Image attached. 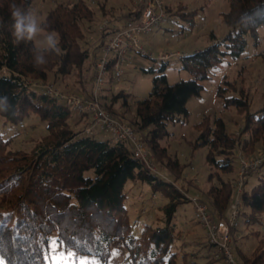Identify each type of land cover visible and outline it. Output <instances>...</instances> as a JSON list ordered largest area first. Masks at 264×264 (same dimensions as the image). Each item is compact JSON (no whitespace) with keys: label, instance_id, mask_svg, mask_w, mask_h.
<instances>
[{"label":"trees","instance_id":"1","mask_svg":"<svg viewBox=\"0 0 264 264\" xmlns=\"http://www.w3.org/2000/svg\"><path fill=\"white\" fill-rule=\"evenodd\" d=\"M12 2L0 0V21L5 25L0 28V96L9 98L16 114H0V126L25 128L26 120L35 114L46 123L48 133L28 151L12 150L9 147L14 136L6 138L0 128V257L4 264H48L50 245L55 239L72 248L77 256H93L102 264H108L111 249L117 245L126 249V258L131 264H218L223 261L216 256V246L208 238L201 245L207 254L190 249L182 239L176 214L190 200L185 198L186 192L181 186L146 169L134 156L130 141L103 140L95 132L88 134L86 129L92 123L90 115L85 114L77 121L70 107L39 84L50 76L58 82L59 78L74 73L81 75L89 60L95 63L100 50L89 51L85 30H88L86 24L96 19V11L85 0L51 10L42 24L45 31L58 34L59 52L48 53L47 64L37 68L33 66L35 41L16 45L8 30ZM15 2L26 8H32L33 4L32 0ZM229 4V9L221 13L230 28L227 36L219 40L212 32L206 48L181 55L183 68L191 73V78L170 84L165 74L168 61H161L148 96L133 101L121 91L111 97L110 103L104 101L112 114L135 131L149 129L147 136L140 134L141 139L159 166L174 176L181 175L186 164L169 155L167 148L161 145L169 134V123L175 122L178 116L189 115L188 101L202 94L203 82L211 77L210 71L219 68L226 56L234 60L241 58L249 44L248 37L252 36L257 44L258 29L264 25V0H229ZM166 8L168 14L172 13L170 5ZM185 8L182 6L184 10L176 14L193 27L196 13ZM134 16L131 11L124 18H117L123 21L116 24L121 25ZM92 69L91 83L94 64ZM228 92L232 94L228 96ZM216 94L226 108L234 107L241 113L243 127L235 136L228 131L223 118L212 120L205 116L195 125L198 136L193 145L209 148L207 162L216 168L210 178L216 176L219 182L211 185L205 193L208 200L201 202L207 205L213 217L227 219L237 194L232 156L237 149L249 158L264 153L254 154L256 147L264 143V106L252 110L244 87L225 78ZM119 101L123 108L135 104L134 122H126L114 108ZM263 168L264 163L250 170L246 179ZM246 179L241 214L253 223L264 215V173L250 190L245 188ZM130 180L148 183L154 196L159 193L168 200L162 206L160 224L146 223L139 236L132 232L126 208V185ZM237 253L243 264H264V237L259 239L252 254H243L240 250Z\"/></svg>","mask_w":264,"mask_h":264},{"label":"rangeland","instance_id":"2","mask_svg":"<svg viewBox=\"0 0 264 264\" xmlns=\"http://www.w3.org/2000/svg\"><path fill=\"white\" fill-rule=\"evenodd\" d=\"M32 8L38 12L39 22L43 23L48 13L59 5L72 4L78 0H32ZM95 11L96 19L92 23H87V39L89 40V51L92 53L99 39L98 26L102 20H114L116 24L121 21L117 18H124L127 13L136 7V0H85ZM172 7V13L168 14L162 25L155 28L149 34H143L142 44L148 56L137 52L130 53L125 65V73L121 81L116 80L112 74L108 73L102 84L101 93L104 101L111 102V97L123 91L128 94L133 101L142 99L150 94L153 87V78L159 74L162 63L160 56L171 54L168 60L165 74L170 84H174L181 79L191 78L192 75L183 68V61L180 55L193 53L202 50L210 45L211 33L214 32L219 40H223L230 31L224 23L222 12L229 9V0H165ZM104 6V7H103ZM185 6L186 11L195 12V25L190 27L189 21L181 18L178 11H182ZM104 11V12H103ZM85 27V26H84ZM47 31L40 33L35 40L36 46ZM57 34V33H56ZM249 44L244 54L238 60L229 56L223 58L222 65L210 71L211 77L203 82L204 91L200 96L192 97L187 104L189 115L178 116L175 122L169 123V134L161 141V145L167 148V153L178 159L181 164H186L183 172L179 176H174L164 167L156 163V170L160 177L167 181L175 182L186 192L189 202L183 204L176 214V224L183 234L182 239L189 244L190 249H199L207 254L206 249H202V244L207 242L206 232L203 225L196 216L195 202L207 201L206 191L213 184H218V179H211L210 174L216 171L214 166L207 162L208 147H198L193 142L198 136L195 125L205 116L211 119L221 117L226 121L229 132L238 136L243 127V116L234 107L226 108L222 98L216 94L217 87L225 78L235 82L238 86H243L249 93L251 109L257 110L264 106V25L258 29V42L249 36ZM94 62L89 60L85 65L82 74H71L59 78L54 82L50 76L48 80L40 82L42 87L53 86L64 93L85 95L92 88V67ZM154 68V72L148 71ZM228 92V96L231 95ZM114 108L125 119L126 122L136 120L135 104L129 108H123L121 101L114 104ZM5 137L14 136L10 149L30 150L38 141L47 135L46 123L39 119L38 115H33L26 120L25 128H18L15 125L7 124V127L0 126ZM95 127V135L103 140H112L111 136L98 131ZM149 129L141 131L140 134L147 136ZM113 141V140H112ZM237 149L232 156L235 167L232 176L238 174L239 159ZM264 151V143L259 144L254 150L255 153ZM264 173V168L253 175L247 176L248 184L245 187L250 190L257 184L258 176ZM128 199L126 208L129 219L132 223V232L139 236L146 223L158 225L162 221V206L168 200L161 194L154 196L151 186L138 180H130L126 185ZM230 215V213H229ZM217 218V217H216ZM223 219V218H220ZM261 237H264V215L255 219L253 223L247 221L246 215H241L239 227L232 232L231 247L236 255V259L243 264L239 250L243 254L250 255L258 244ZM181 239V240H182ZM182 244V241L178 242ZM117 245V244H115ZM114 245V246H115ZM111 249V257L108 264H131L126 258L127 251L123 246L117 245ZM204 250V251H203ZM0 264H4L0 257ZM48 264H102L93 256H77L72 248H68L64 243L53 240L50 245ZM218 264H225L224 261Z\"/></svg>","mask_w":264,"mask_h":264},{"label":"built area","instance_id":"3","mask_svg":"<svg viewBox=\"0 0 264 264\" xmlns=\"http://www.w3.org/2000/svg\"><path fill=\"white\" fill-rule=\"evenodd\" d=\"M165 0H136L133 10L134 18L121 25L104 19L98 26L99 39L96 41L100 53L94 63V77L89 94L77 95L64 93L53 86H46L45 91L60 103L70 107L76 120L90 115L92 123L87 127L88 134H94L95 127L99 131L109 134L114 141L128 140L132 145L134 156L146 169L157 173L156 163L150 148L140 137V132L122 122L105 106L101 88L108 73L121 81L125 73V65L130 53L147 55L142 44L143 34L151 33L162 25L168 16ZM181 56V55H180ZM171 54L160 56L161 61H168ZM112 67L110 69V65ZM239 168L236 180L237 194L231 204L230 215L226 219L213 217L203 202H195L196 216L206 230L209 242L216 246V256L222 258L225 264H240L231 247L232 231L239 227L242 212V193L246 175L250 170L259 168L264 163V153L249 158L242 151L239 152ZM116 251L117 248L114 247Z\"/></svg>","mask_w":264,"mask_h":264},{"label":"clouds","instance_id":"4","mask_svg":"<svg viewBox=\"0 0 264 264\" xmlns=\"http://www.w3.org/2000/svg\"><path fill=\"white\" fill-rule=\"evenodd\" d=\"M11 24L8 30L11 33L13 41L16 45L29 44L37 39V36L45 31L44 25L39 22L38 12L33 8H26L18 5L15 0L9 5ZM3 21H0V28H4ZM59 38L55 32H47L43 36L40 46L34 47L33 66L41 67L47 64L46 55L51 52H59ZM11 112L16 114V109L9 101V98L0 96V114Z\"/></svg>","mask_w":264,"mask_h":264},{"label":"crops","instance_id":"5","mask_svg":"<svg viewBox=\"0 0 264 264\" xmlns=\"http://www.w3.org/2000/svg\"><path fill=\"white\" fill-rule=\"evenodd\" d=\"M99 131V130H98ZM99 132H101V131H99ZM103 133V132H102ZM104 134H106V133H104ZM107 135H109V134H107ZM110 136V135H109ZM112 138V137H111ZM113 140V139H112Z\"/></svg>","mask_w":264,"mask_h":264}]
</instances>
